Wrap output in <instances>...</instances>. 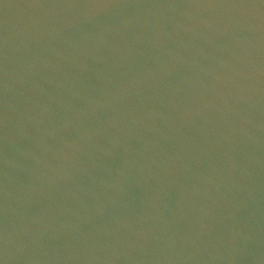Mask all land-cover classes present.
<instances>
[{
	"label": "water",
	"instance_id": "1",
	"mask_svg": "<svg viewBox=\"0 0 264 264\" xmlns=\"http://www.w3.org/2000/svg\"><path fill=\"white\" fill-rule=\"evenodd\" d=\"M3 264H264V0H0Z\"/></svg>",
	"mask_w": 264,
	"mask_h": 264
},
{
	"label": "snow or ice",
	"instance_id": "2",
	"mask_svg": "<svg viewBox=\"0 0 264 264\" xmlns=\"http://www.w3.org/2000/svg\"><path fill=\"white\" fill-rule=\"evenodd\" d=\"M0 264H3V262H2V261H0Z\"/></svg>",
	"mask_w": 264,
	"mask_h": 264
}]
</instances>
